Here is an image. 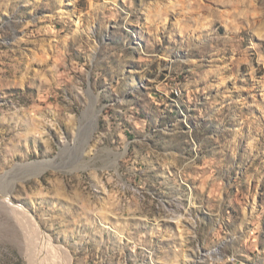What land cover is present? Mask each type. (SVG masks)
<instances>
[{"label":"rangeland","instance_id":"374dc122","mask_svg":"<svg viewBox=\"0 0 264 264\" xmlns=\"http://www.w3.org/2000/svg\"><path fill=\"white\" fill-rule=\"evenodd\" d=\"M234 10L0 0V264H264V25Z\"/></svg>","mask_w":264,"mask_h":264},{"label":"bare ground","instance_id":"6f19581e","mask_svg":"<svg viewBox=\"0 0 264 264\" xmlns=\"http://www.w3.org/2000/svg\"><path fill=\"white\" fill-rule=\"evenodd\" d=\"M259 1L260 0H226V3H229V6L231 8L235 9L234 11L229 12L228 14L235 15V16L239 15L238 17L243 15L240 19H242V21L244 22V28H246L245 30L255 29L256 26H259V25L261 27H263V25H264V0L260 1L261 5H262L261 9H263V12L261 14L256 13V10L259 9L258 8V4L260 3ZM228 23L232 24V22H228ZM93 119H94V116H93ZM39 165H42L40 167L41 169H45L47 167L43 163L42 164L40 163ZM39 165H38V167H39ZM6 202L9 205H14L11 198H9V197L6 198ZM14 208L17 212H20L17 210V209H19L18 206L13 207V209ZM28 217H29V215H28ZM221 244H223V243H221ZM218 247H219V245L216 248H214L212 251H209V252L207 251V252L209 253L210 256H213L214 254H217Z\"/></svg>","mask_w":264,"mask_h":264}]
</instances>
